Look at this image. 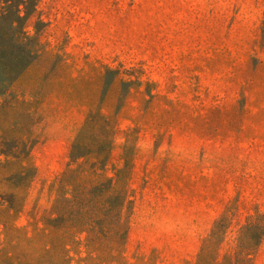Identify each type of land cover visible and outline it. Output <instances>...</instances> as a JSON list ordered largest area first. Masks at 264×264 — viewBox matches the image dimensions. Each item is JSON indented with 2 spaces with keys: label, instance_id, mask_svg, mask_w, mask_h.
Here are the masks:
<instances>
[{
  "label": "rangeland",
  "instance_id": "1",
  "mask_svg": "<svg viewBox=\"0 0 264 264\" xmlns=\"http://www.w3.org/2000/svg\"><path fill=\"white\" fill-rule=\"evenodd\" d=\"M38 20L48 75L0 89V135L36 112L32 159L0 167V264H264V0H41ZM108 195L92 259L79 216Z\"/></svg>",
  "mask_w": 264,
  "mask_h": 264
},
{
  "label": "trees",
  "instance_id": "2",
  "mask_svg": "<svg viewBox=\"0 0 264 264\" xmlns=\"http://www.w3.org/2000/svg\"><path fill=\"white\" fill-rule=\"evenodd\" d=\"M40 2L41 0H0V72H4V78H2V82H0V89L7 90L9 85L20 77V74L34 75L33 85L38 76L46 77L48 75V73L45 72L47 68H42L39 64L43 56L47 54L43 49L42 44L39 42V35L41 32L39 25H42L43 23L38 20L33 24V28L29 29V26L32 24V19L38 13ZM32 32L34 33L32 34ZM52 76L53 75L47 78L48 82H51ZM43 90L44 88L40 83L35 86V92H38L37 94H40V92L42 93ZM13 103L15 106L25 105L29 107L41 104V102H22L19 100H15ZM6 106H0V112L4 110ZM35 115L36 112L30 110V112L25 114L24 119L33 124L36 122ZM109 115L110 114L101 108L90 109L82 127L81 134L87 126L97 119H101L104 123L109 122L112 119ZM27 122H21L18 124V127L22 131L18 136L11 137L6 134L0 135V156L6 158L5 163L0 160V167L6 166L14 161L21 164L32 159L30 154L35 145V138L33 137L32 129L29 128V123ZM133 136L134 132L126 134L127 152L125 153V156L128 154V149L130 148L129 138ZM80 145V141L75 143L72 155L73 158H76L77 160L80 158L85 160L79 163V168L87 164H92L91 169L93 171H96L97 168H101L99 167V164L101 163L100 160H94L93 162L88 154H83L80 157L74 155V149L76 152V148ZM72 171L73 169L69 170V172ZM77 193L78 191L74 189L73 196H76ZM112 193V191L109 192V194ZM109 196L111 195L106 196L103 201L96 200L94 203L89 202L87 210L79 216L83 219L80 224L79 232L85 233L87 241L91 242L92 251L89 253V258L92 259L98 258L100 255V247L94 244L100 239V236L104 231L107 234H117V228H109L103 222V218L117 215L122 210L124 203L120 207L118 206L115 208L113 206V200H116L117 197ZM122 196V193H120V197ZM73 202L74 199L72 200V203ZM75 214L76 210L73 211L72 217H74ZM119 224L120 222H118V225ZM240 247L244 249V253L239 252L238 256H242V260L249 262L251 260L250 256L254 252V249L252 248L253 246L241 243ZM92 253H95V255H92ZM230 257L235 258L236 254L234 253ZM235 263L236 262L234 261L232 264ZM215 264H223V262L218 261Z\"/></svg>",
  "mask_w": 264,
  "mask_h": 264
}]
</instances>
